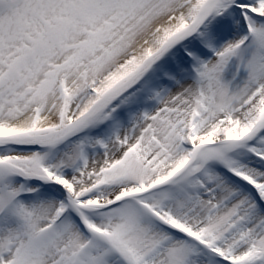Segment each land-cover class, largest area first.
Wrapping results in <instances>:
<instances>
[{
	"label": "snow or ice",
	"instance_id": "obj_1",
	"mask_svg": "<svg viewBox=\"0 0 264 264\" xmlns=\"http://www.w3.org/2000/svg\"><path fill=\"white\" fill-rule=\"evenodd\" d=\"M0 264H264V0H0Z\"/></svg>",
	"mask_w": 264,
	"mask_h": 264
}]
</instances>
